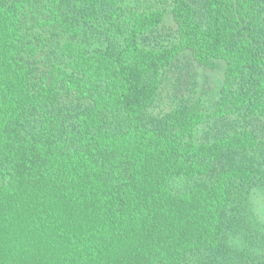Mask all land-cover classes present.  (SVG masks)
I'll return each mask as SVG.
<instances>
[{
  "label": "trees",
  "instance_id": "trees-1",
  "mask_svg": "<svg viewBox=\"0 0 264 264\" xmlns=\"http://www.w3.org/2000/svg\"><path fill=\"white\" fill-rule=\"evenodd\" d=\"M255 189L264 0H0V264H264Z\"/></svg>",
  "mask_w": 264,
  "mask_h": 264
},
{
  "label": "rangeland",
  "instance_id": "rangeland-1",
  "mask_svg": "<svg viewBox=\"0 0 264 264\" xmlns=\"http://www.w3.org/2000/svg\"><path fill=\"white\" fill-rule=\"evenodd\" d=\"M198 90L204 97L205 103L213 107L214 101L218 97L219 90L224 81V69H208L199 67L197 69ZM252 209L255 218L258 219L264 231V191L255 189L252 194Z\"/></svg>",
  "mask_w": 264,
  "mask_h": 264
}]
</instances>
